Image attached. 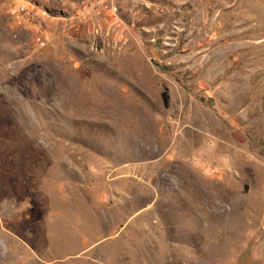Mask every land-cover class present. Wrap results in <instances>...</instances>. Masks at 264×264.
Listing matches in <instances>:
<instances>
[{
    "label": "rangeland",
    "instance_id": "rangeland-1",
    "mask_svg": "<svg viewBox=\"0 0 264 264\" xmlns=\"http://www.w3.org/2000/svg\"><path fill=\"white\" fill-rule=\"evenodd\" d=\"M0 264H264V0H0Z\"/></svg>",
    "mask_w": 264,
    "mask_h": 264
}]
</instances>
